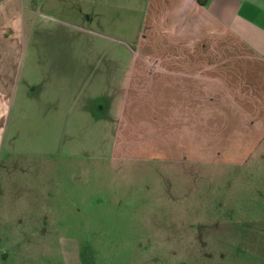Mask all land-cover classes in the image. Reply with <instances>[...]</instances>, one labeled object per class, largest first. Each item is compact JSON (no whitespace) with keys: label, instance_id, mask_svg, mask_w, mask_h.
I'll list each match as a JSON object with an SVG mask.
<instances>
[{"label":"crops","instance_id":"0c3cea01","mask_svg":"<svg viewBox=\"0 0 264 264\" xmlns=\"http://www.w3.org/2000/svg\"><path fill=\"white\" fill-rule=\"evenodd\" d=\"M100 149L185 173L263 158L264 0H0V182Z\"/></svg>","mask_w":264,"mask_h":264},{"label":"rangeland","instance_id":"374dc122","mask_svg":"<svg viewBox=\"0 0 264 264\" xmlns=\"http://www.w3.org/2000/svg\"><path fill=\"white\" fill-rule=\"evenodd\" d=\"M86 156L0 182V264H264V157L185 173Z\"/></svg>","mask_w":264,"mask_h":264},{"label":"trees","instance_id":"16d2710c","mask_svg":"<svg viewBox=\"0 0 264 264\" xmlns=\"http://www.w3.org/2000/svg\"><path fill=\"white\" fill-rule=\"evenodd\" d=\"M198 5L204 6L207 2V0H194Z\"/></svg>","mask_w":264,"mask_h":264}]
</instances>
